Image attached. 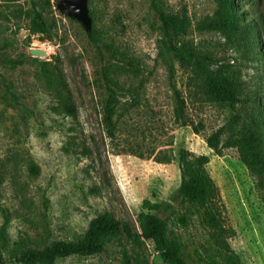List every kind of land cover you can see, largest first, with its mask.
<instances>
[{"label":"rangeland","instance_id":"1","mask_svg":"<svg viewBox=\"0 0 264 264\" xmlns=\"http://www.w3.org/2000/svg\"><path fill=\"white\" fill-rule=\"evenodd\" d=\"M151 2L88 0L90 32L110 48L99 43L100 53L90 32L53 0H0L4 264H24L17 257L29 248L82 240L91 220L105 212L138 235L128 240L122 233L96 253L60 257L53 264H124V254L130 264L136 259L163 264L154 242L139 235L137 214L147 211L143 200L163 205L156 212L186 264H230L224 245L238 264H264V183L245 163L242 145L235 143L260 127L264 117V0H229L224 6L241 23L248 21L243 31L218 25L217 0H158L163 11L187 17L186 33L175 46L193 48L207 59L206 67L237 81L240 101L233 105L211 100L204 85L206 68L194 60L180 62L163 45ZM33 12L41 14L44 34L29 32L27 14ZM249 32L253 42L246 39ZM30 48L45 55L32 56ZM103 66L110 80L138 92L132 107L127 92L118 95L114 143L102 126L107 96ZM43 68L51 71V82L62 78L75 104L74 117L59 110L56 86L49 85ZM176 107L190 124L179 126ZM213 134L218 135L217 151L206 142ZM181 148L209 158L207 169L220 195L222 235L203 222L195 206L175 201ZM156 154L171 161L158 162ZM165 203L172 208L165 209Z\"/></svg>","mask_w":264,"mask_h":264},{"label":"trees","instance_id":"2","mask_svg":"<svg viewBox=\"0 0 264 264\" xmlns=\"http://www.w3.org/2000/svg\"><path fill=\"white\" fill-rule=\"evenodd\" d=\"M221 5V16L219 26L226 28H234L243 31L249 25L248 21L240 22L235 19L236 13H230L225 9L229 0H217ZM152 9L158 20L160 33L162 35V43L170 51H172L180 62L189 64L188 60H194L198 68H206L204 73V85L208 97L218 103H227L233 105L240 101L238 96L237 81L231 75L225 74L220 70H210L203 63L207 60L195 52L193 48L175 46L174 42L186 33L187 17L184 14H174L163 11L158 4V0H152ZM30 17L29 32L33 34H44L46 32L45 24L39 12L27 14ZM89 40L97 47L100 53H103L102 47L109 50V46L102 44L98 38L94 36V30L87 34ZM247 41L253 42L252 33L246 37ZM101 43L102 47H100ZM42 66L44 63L41 62ZM49 85H55L54 91L58 94V108L64 115L74 117L76 108L72 95L62 81V78L52 80L53 75L48 68H43ZM101 74L106 82L107 96L104 99L102 107V126L112 143L116 139L118 130L117 108L120 104V91H125L130 96V106L138 103V92L132 85L122 86L118 80H110L108 68L103 66ZM140 86V84H139ZM139 86H137L139 88ZM128 107V106H127ZM175 120L179 121V126L188 125L186 120L180 115V107H176ZM181 119V120H178ZM261 126L256 130L248 131L241 135L235 143H239L243 147L244 161L248 168L253 172L261 183H264V117L261 115ZM207 145L218 150V135L213 134L206 139ZM139 156H142L141 154ZM155 159L158 162H170L171 158L166 154H156ZM209 158L206 154H196L185 148H181L178 153V167L180 171V184L175 194L176 199L180 202H187L196 207L201 213L202 220L205 224L210 225L213 229L222 235L221 226V210L219 190L211 178L207 165ZM36 170V167L33 166ZM142 207L147 211H140L137 214V223L140 229L139 235L143 239H151L159 252V256L163 264H186L179 245L168 236V227L164 218L160 217L157 210L163 207L157 202L143 200ZM164 208H172L169 203L164 204ZM164 210V209H162ZM180 221L186 223L185 217H180ZM122 233L128 240L134 239L138 234L134 232L127 223L120 222L111 213L105 212L99 214L91 220L89 230L85 237L77 242L54 241L44 249L29 248L24 251L18 261L24 264H53L60 257L70 255H87L96 253L104 248L106 242L111 239L118 238ZM222 239V238H221ZM223 240V239H222ZM226 251V260L230 264H238L234 253L231 249L224 245ZM124 264H130L127 255L124 254ZM0 254V264H4ZM135 264H142L136 259Z\"/></svg>","mask_w":264,"mask_h":264},{"label":"water","instance_id":"3","mask_svg":"<svg viewBox=\"0 0 264 264\" xmlns=\"http://www.w3.org/2000/svg\"><path fill=\"white\" fill-rule=\"evenodd\" d=\"M56 7L66 16L76 19L81 23L86 32H90L92 19L89 15L88 0H53ZM32 56H44L45 52L41 49L30 48L28 50Z\"/></svg>","mask_w":264,"mask_h":264}]
</instances>
